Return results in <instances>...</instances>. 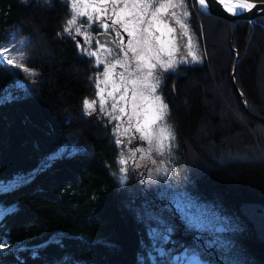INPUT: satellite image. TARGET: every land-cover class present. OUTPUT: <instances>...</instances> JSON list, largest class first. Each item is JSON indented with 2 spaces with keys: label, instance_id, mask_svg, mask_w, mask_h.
Returning <instances> with one entry per match:
<instances>
[{
  "label": "trees",
  "instance_id": "obj_1",
  "mask_svg": "<svg viewBox=\"0 0 264 264\" xmlns=\"http://www.w3.org/2000/svg\"><path fill=\"white\" fill-rule=\"evenodd\" d=\"M186 3L200 60L164 73L160 90L193 168V187L236 221L241 263L264 264V121L257 118L264 119V17L232 22L203 14L196 0ZM70 12L67 0H0V49L27 36L25 64L35 72L0 63V92L25 84L0 100V188L38 168L0 189V238L9 245L0 264L139 259L144 229L119 198L116 147L104 123L85 114L93 70L84 47L63 34ZM72 145L71 153L49 161Z\"/></svg>",
  "mask_w": 264,
  "mask_h": 264
},
{
  "label": "rangeland",
  "instance_id": "obj_2",
  "mask_svg": "<svg viewBox=\"0 0 264 264\" xmlns=\"http://www.w3.org/2000/svg\"><path fill=\"white\" fill-rule=\"evenodd\" d=\"M67 3L71 12L63 22L64 29L67 26V21L72 18L74 13H85V15L78 16L77 19V24L81 27L82 34L77 35L75 31L69 34L65 30L63 34L71 35L80 43V47L89 48L93 51L99 47L95 42L98 37L96 32L93 34L89 32L88 24L91 23V27L98 26L99 24L89 22L87 19L88 15L93 16L94 19L99 15L100 18L109 20L119 18L128 21L133 19L130 13L140 16L143 11L142 5H134L131 2L128 3L127 7L117 5V12L115 13L112 12L113 6L111 3L101 4L100 0H77L75 9H73L72 0H67ZM103 8L109 9L107 16L98 11ZM172 10L177 11V13L182 12V9L179 8ZM147 18L145 16V19ZM153 25L150 33L154 34V36H159L160 39L155 40L153 39V35L145 33L144 36L147 37V43L143 42V37L140 34L142 26L135 25L134 23L127 24L128 30L133 33L132 37L121 29V35L125 42L129 39L133 40L132 47L140 55L141 59L138 62L144 64L143 72L145 73L149 70L148 64L155 62L156 57H159L161 60H167L168 53L174 51L175 44L177 43V41L172 39L176 35L175 33L169 34L166 27L156 21H153ZM117 27L118 29L120 28L119 25ZM176 27L179 28V26ZM156 28H159V31H156ZM85 33L87 35H84ZM87 37L94 38L92 43L85 42ZM188 40L189 35H185L184 41L187 42ZM137 41H140V43H137ZM191 41L193 51L198 54L193 36H191ZM29 44L30 39L24 36L18 45L5 47L9 51L5 52L4 55L16 57L17 59L21 56L24 57L28 52L26 48ZM106 48L108 46L101 48L95 57L86 54L91 59L90 67L93 70V74L90 76V86L92 89L86 99L89 101L93 99L100 100L103 97V100L106 101V111L101 112L98 104L96 111L92 112L91 115L85 114L94 120H100L104 123L105 130H108L112 142L116 147L112 173L119 192V198L122 205L138 220L144 229V241L137 264H242L237 256H235V244L232 236L235 234L234 230L237 228V223L219 207L203 200L193 187L192 176L194 171L191 163H188L186 160L188 156L186 158L184 156V144L181 143V139L175 131V126L168 110L166 123L171 129L174 139L171 141L164 140L166 146L164 154L158 155L153 149L147 154L137 152L134 159H129L130 154L135 149L149 148L145 140L132 139V137L142 135L141 132L136 131V127H140L148 135H153L155 132L156 126L151 125V121L155 118L156 105L146 90V85L150 82L154 83V81H150V78L146 80L141 73L132 74L134 71L132 68L126 69L121 67L113 57L108 55ZM231 48L236 52L233 46ZM98 59L104 63L98 65ZM187 59L191 61V57ZM109 60L112 61V66H108L107 62ZM24 61L26 62L25 58ZM181 64L186 63L178 65ZM24 66L34 71V68L26 64ZM106 67L108 68L107 75L103 76L101 73L105 72ZM19 70L25 75H29L22 68ZM166 72H162L161 78ZM118 73H124V76L120 77L117 75ZM161 83L162 80L160 79L157 93L163 98L160 90ZM24 85V83L16 81L10 86L5 87L0 92V100L12 98L15 92L22 89ZM122 85L127 86V92L124 91ZM117 88L120 91H116ZM133 88H135L137 93L135 99H132ZM142 91L143 95H141ZM98 92H100L99 97L97 96ZM109 92L113 93L115 101L108 95ZM121 95L125 96L124 100L120 99ZM114 102L116 103L115 110L110 107ZM121 108L124 109L123 112L120 111ZM109 112L119 117V119H110ZM130 115L132 116L131 122H129ZM257 118L259 120L262 119ZM117 126H119V131H117ZM117 138L123 140L124 143L117 144ZM155 143L156 140L154 139ZM73 150L74 146L72 145L68 149L51 153L48 159L52 161L58 158H54L53 154L55 153L61 157L71 153ZM121 156H124L128 161L125 165L128 168L127 178L123 183L120 181L122 173L119 171ZM146 156L148 158H144ZM46 162L43 161L42 164H46ZM195 168L197 167L195 166ZM37 170L38 168H35L33 171L20 175L19 178H13L8 183L2 184L0 189L16 185L19 183L18 180L30 179L36 174ZM164 170H167V175H165ZM167 229H171V232H167ZM153 232L157 234L155 237L153 236ZM165 234L168 237L167 240L161 241L160 236ZM53 236L55 237L56 234H53ZM158 247L164 249L163 256L158 251ZM7 248H9L8 243H6V246L2 250Z\"/></svg>",
  "mask_w": 264,
  "mask_h": 264
},
{
  "label": "snow or ice",
  "instance_id": "obj_3",
  "mask_svg": "<svg viewBox=\"0 0 264 264\" xmlns=\"http://www.w3.org/2000/svg\"><path fill=\"white\" fill-rule=\"evenodd\" d=\"M129 2L134 5L138 4L143 6V11L140 16H136L134 13H130V15H132L133 17L132 20L125 21L118 18L111 19V22L108 23L105 19H101L99 15L95 17V19L93 18V16L88 15L87 19L89 22L98 23L105 30L102 35L110 34L109 30L115 32V36L118 37V39H113L107 42L114 45L115 47H108L106 48V51L109 56L113 57V59L116 60V63L120 64L121 67H124L126 69H134L132 74L141 73L144 75L146 80L150 78V81H154V83L150 82L146 85V90L148 91L149 95L152 97V100L156 105L155 118L151 121V125L156 126L155 132L153 133V135H148L147 133H144L140 127H136V131L141 132L142 135L132 137V139L145 140L148 143L149 148L135 149L129 156V159H134L137 152H144L147 154L150 153L153 149L158 155H163L166 147L164 144V140L167 139L171 141L174 139V135L170 127L166 123L168 105L164 103L163 98L157 93L162 72L174 69L180 63L199 62L200 56L195 51H193L191 46L192 41L189 34L190 26L188 24L190 13L188 11L186 0H100L101 4L111 3L113 6L112 12L114 13L117 12V5H124L125 7H127ZM197 2L200 8L205 10L210 9V5L212 2H217L219 5L223 6L226 12L233 16L242 15L245 12H251L253 9H256L258 12L264 11V8L258 6L256 0H197ZM76 4L77 0H72L73 9H75ZM176 8L182 9V12L177 13V11L172 10ZM98 11H100L104 16H107L109 9L103 8ZM82 15H85V13H74L72 18L67 21V26L64 30L69 34H72L73 31H75L77 35L82 34L81 27L77 24L78 16ZM145 16H147L148 18L145 19ZM153 21L163 24L169 34L175 33L176 35H174L172 39L177 41V43L175 44L174 51H170L168 53L167 60H161L159 59V57H156L155 62H150L148 64L149 70L145 73L143 72L144 64L138 62L141 57L137 53V50L132 47L133 40L129 39L127 42H125L123 36L121 35L120 29H123L124 32H127L128 35L132 37L133 33L128 30L127 24L134 23L135 25L142 26L140 28V34L143 37V42L147 43L148 40L147 37L144 36V34H151L150 29L154 26ZM117 25L120 26L119 29L116 28ZM88 26L91 27V23H89ZM176 26H179V28H177ZM156 31H159V28H156ZM84 35L87 34L85 33ZM151 35H153V39L155 40L160 39L159 36H154V34ZM185 35H189V40L187 42L184 41ZM93 39V37H87L85 42L90 44L92 43ZM95 42L99 46L95 51L90 50L89 48H82V51L89 56H97L98 51L101 48H105V43H102L99 40H96ZM137 43H140V41H137ZM8 51L9 49L7 48L0 49V63L6 62L7 64L13 65L18 69L22 68L23 71L29 73V75H35V72L33 70L24 66L25 61L23 56L17 59L16 57H9L4 55V53ZM188 57H191V61L187 59ZM100 63L104 62L98 59L97 64L99 65ZM107 63L108 66H112L111 60H109ZM107 71L108 68L106 67L105 72L101 73V75L106 76ZM117 75L123 77L124 73H118ZM122 87H124L125 92L128 91L126 85H122ZM116 91H120V89L117 88ZM136 94V90L135 88H133L132 99H135ZM108 95L111 96L115 101V96L112 92H109ZM141 95H143V91L141 92ZM97 96H100V92L97 93ZM120 99L124 100L125 96L121 95ZM98 104L99 110L101 112L106 111V101L103 100V97H101L100 100L93 99L89 101L88 99H85L83 101L85 113L91 115L92 112L96 111V106ZM110 107L115 110L116 103L114 102L112 105H110ZM120 111L123 112L124 109L121 108ZM134 114L138 115L137 113ZM108 115L110 119H119V117L112 115L111 112H109ZM131 121L132 116L130 115L129 122ZM151 125H149V127H151ZM117 131H119V126H117ZM125 131H127V129H125ZM154 139L156 140L155 144ZM116 143L123 144L124 141L117 138ZM144 158L148 157L146 156ZM119 163L121 165L119 171L120 173H122L120 181L121 183H123L127 178L128 168L125 167V165L128 163V161L124 156H121ZM153 163H155V161H153ZM164 173L165 175H167V170H164ZM167 232H171V229H167ZM156 235L157 234L153 232V236L155 237ZM167 238L168 237L166 234L160 236L161 241H166ZM5 246L6 241H4L3 238H0V250H2ZM158 251L160 252L161 256L164 255V249L162 247H158Z\"/></svg>",
  "mask_w": 264,
  "mask_h": 264
},
{
  "label": "water",
  "instance_id": "obj_4",
  "mask_svg": "<svg viewBox=\"0 0 264 264\" xmlns=\"http://www.w3.org/2000/svg\"><path fill=\"white\" fill-rule=\"evenodd\" d=\"M256 3L258 4L259 7L264 8V1L256 2ZM197 7H198L199 11L202 12L203 14L215 15V16L224 18L226 20L232 21V22H238L239 20L255 21L258 17H264V11L258 12L256 9H253L251 12H245L242 15L233 16V15H230L228 12H226L224 10L223 6L219 5L217 2H212L210 5V9H208V10L200 8L198 2H197ZM99 39L101 41H105V42L111 41L109 39V35H102L101 34ZM238 60H239V58L237 55V59H236V62H235V65H234V68L232 71L233 81L235 80V69H236V64H237ZM236 91L238 92V94H239V96L243 102V106L245 107L246 110H248L246 100H245L243 94L241 93V91L237 87H236ZM261 120L264 121V119H261Z\"/></svg>",
  "mask_w": 264,
  "mask_h": 264
},
{
  "label": "flooded vegetation",
  "instance_id": "obj_5",
  "mask_svg": "<svg viewBox=\"0 0 264 264\" xmlns=\"http://www.w3.org/2000/svg\"><path fill=\"white\" fill-rule=\"evenodd\" d=\"M26 1H28L29 3H31V4H38V3H42V2H44V1H52V0H26ZM101 19H105L108 23H110L111 22V20H109V19H106V18H101ZM116 28L118 29V27L116 26ZM120 31H121V29H120ZM89 32L90 33H95L96 32V34H97V37H98V39L97 40H99V35L101 34V33H104L105 32V30L100 26V25H98V26H94V27H89ZM109 32H110V39L111 40H113V39H118V37H116L115 36V32L114 31H112V30H109ZM99 41H101V40H99ZM102 43H105V46L107 47H115L114 45H111V44H109V43H107V42H105V41H101Z\"/></svg>",
  "mask_w": 264,
  "mask_h": 264
},
{
  "label": "bare ground",
  "instance_id": "obj_6",
  "mask_svg": "<svg viewBox=\"0 0 264 264\" xmlns=\"http://www.w3.org/2000/svg\"><path fill=\"white\" fill-rule=\"evenodd\" d=\"M9 99V98H8ZM53 156H55L54 158H56L57 157V154H53ZM18 178H19V176H18ZM25 179V178H24ZM19 182L20 181H23V179H21V180H18Z\"/></svg>",
  "mask_w": 264,
  "mask_h": 264
}]
</instances>
